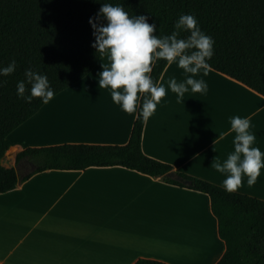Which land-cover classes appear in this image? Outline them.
I'll return each instance as SVG.
<instances>
[{
  "label": "crops",
  "instance_id": "obj_1",
  "mask_svg": "<svg viewBox=\"0 0 264 264\" xmlns=\"http://www.w3.org/2000/svg\"><path fill=\"white\" fill-rule=\"evenodd\" d=\"M103 63L100 57L7 135L3 166L27 173L16 157L28 148L128 142L137 115L99 87ZM185 76L175 62L165 67L158 84L167 94L145 121L142 150L175 171L223 187L225 175L211 164L234 150L229 118L247 117L255 146L264 151V96L208 68L206 76L195 77L207 82V93L188 92L178 103L167 82ZM235 191L264 200V169L251 186L242 177ZM225 250L207 194L123 166L48 169L0 193V264H134L141 258L216 264ZM180 252L189 255L181 258Z\"/></svg>",
  "mask_w": 264,
  "mask_h": 264
},
{
  "label": "trees",
  "instance_id": "obj_2",
  "mask_svg": "<svg viewBox=\"0 0 264 264\" xmlns=\"http://www.w3.org/2000/svg\"><path fill=\"white\" fill-rule=\"evenodd\" d=\"M133 15H145L157 25L156 35H169L181 14H193L201 29L215 40L209 68L242 82L264 96V0H106ZM101 7L97 0H0V66L13 59L14 73L0 76V159L10 145L7 135L44 103L19 98L16 84L25 69L45 74L54 96L100 57L92 47L89 18ZM106 23V21H104ZM181 31L179 38H186ZM159 60L152 77L158 84L167 66ZM26 87L30 85L26 84ZM145 121L136 116L126 144L64 143L25 149L15 166L0 165V193L15 189L33 174L48 170H82L91 166H123L209 196L226 244L216 264H264V200L202 178L175 171L173 166L146 155L141 146ZM177 174L175 179L170 174ZM134 264H168L141 258Z\"/></svg>",
  "mask_w": 264,
  "mask_h": 264
},
{
  "label": "clouds",
  "instance_id": "obj_3",
  "mask_svg": "<svg viewBox=\"0 0 264 264\" xmlns=\"http://www.w3.org/2000/svg\"><path fill=\"white\" fill-rule=\"evenodd\" d=\"M97 2L101 7L94 17L89 18L94 36L92 47L99 57L107 60L98 73L99 87L108 88L112 101L124 112L136 114L144 121L155 114L167 94L165 86L154 82L151 75L159 60L168 64L175 62L186 74L183 81L178 82L172 77L167 82V88L176 94L178 103L184 102L188 92L207 93V82L202 77H195L201 72L203 76L208 74V61L214 55L215 40L201 29L193 14H181L171 34L156 35L157 25L149 23L145 15L130 14L122 5L106 0ZM181 31L188 33L186 38H179ZM16 67L14 59L7 66H0V76L11 75ZM24 77L16 84L19 98L31 103L34 97H38L44 104L53 98L54 90L45 74L27 68ZM229 120L230 130L235 133L234 150L223 162L214 159L211 166L225 175L222 181L224 190L233 192L241 187L242 177H247L249 186L256 182L264 169V151L255 146L256 136L247 117L237 115ZM224 135L219 133L221 138Z\"/></svg>",
  "mask_w": 264,
  "mask_h": 264
},
{
  "label": "water",
  "instance_id": "obj_4",
  "mask_svg": "<svg viewBox=\"0 0 264 264\" xmlns=\"http://www.w3.org/2000/svg\"><path fill=\"white\" fill-rule=\"evenodd\" d=\"M0 165H2V159H0ZM22 169V167L21 166H18L17 167V170H21ZM21 174V173H20ZM173 178H175V179H181V177L179 176V175H177V174H174V173H172V174H170Z\"/></svg>",
  "mask_w": 264,
  "mask_h": 264
},
{
  "label": "rangeland",
  "instance_id": "obj_5",
  "mask_svg": "<svg viewBox=\"0 0 264 264\" xmlns=\"http://www.w3.org/2000/svg\"><path fill=\"white\" fill-rule=\"evenodd\" d=\"M2 164H4V162H2ZM188 255H189L188 253L186 254V253H183V252H180V254H178V256L181 257V258H187Z\"/></svg>",
  "mask_w": 264,
  "mask_h": 264
},
{
  "label": "flooded vegetation",
  "instance_id": "obj_6",
  "mask_svg": "<svg viewBox=\"0 0 264 264\" xmlns=\"http://www.w3.org/2000/svg\"><path fill=\"white\" fill-rule=\"evenodd\" d=\"M23 166H25V165L23 164Z\"/></svg>",
  "mask_w": 264,
  "mask_h": 264
},
{
  "label": "bare ground",
  "instance_id": "obj_7",
  "mask_svg": "<svg viewBox=\"0 0 264 264\" xmlns=\"http://www.w3.org/2000/svg\"><path fill=\"white\" fill-rule=\"evenodd\" d=\"M187 251V250H186Z\"/></svg>",
  "mask_w": 264,
  "mask_h": 264
}]
</instances>
